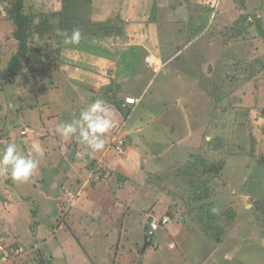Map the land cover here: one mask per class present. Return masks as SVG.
Instances as JSON below:
<instances>
[{
  "label": "rangeland",
  "instance_id": "rangeland-1",
  "mask_svg": "<svg viewBox=\"0 0 264 264\" xmlns=\"http://www.w3.org/2000/svg\"><path fill=\"white\" fill-rule=\"evenodd\" d=\"M121 2L122 0H93L91 6H88L85 10L88 16L86 23L91 22L89 25H94L97 19L106 23L113 16L111 11L114 12L119 10L121 5L124 6ZM60 3L61 0H27L28 9L31 7L35 13L45 10L57 14L56 11L60 9ZM206 3L208 7L215 10L212 12L213 15L209 13V9L206 13V17L211 20L212 24L208 28L211 27L210 30L212 31H209L206 37L200 41L198 46L200 49L191 48L183 54L181 59L185 60L184 58L187 56L185 54H192L190 55L192 57L195 56L201 59L205 55L208 61L213 60L214 65H216V72L210 79L215 80L216 83L211 84L209 78L203 79V64L200 66L195 65L196 71H194V66H191L189 61L183 62V67L186 69L184 79L189 81L193 79L192 77H196L201 82L200 91H197L198 86L193 87L194 83H191L190 91L193 90L192 93L197 94L195 96L197 99L194 105L192 104L193 109L190 112L191 118H189L191 120L190 125L197 130L198 128L201 130L198 133L194 132L197 134L195 138L186 140V145L189 148H185L183 154L177 158L174 156L172 158L173 160L176 158V161L181 159L184 164H189L191 157L188 155H198L195 152L198 150V137H201L200 141L203 140L204 127L207 126V121H209V119L205 120L202 113L206 108L205 106L214 108L217 105L218 108L221 107L223 110L222 114L218 111L216 113L217 121L219 118L222 120V126L217 131L224 145L226 143L221 154L223 153L222 155L227 157V153L230 152L229 145L233 147L234 156L226 163L220 179L224 182H231V185L228 189H222L216 194H212L209 191L210 189H208L209 193H200L199 204L202 201L207 205L212 204L213 209L218 213L211 225L204 221L193 222L198 215H189L190 206L183 204L184 206L177 209L176 204L174 206L175 201L179 203L184 201L186 204L193 203L195 197L188 188L189 194L185 188L182 192H177L178 194L175 191L164 194L162 190L160 195L153 194V197H158L159 200L163 201V204H157V207L152 211L143 212L146 214L152 213L154 216L146 221L147 223L145 222V228H147V233L150 234L146 236L147 241H151L157 250H152L153 252L150 250L148 256L142 255L143 257H140L148 246L147 241H143L142 227L134 224L126 225L125 230L128 231L130 240H132L131 246L134 247V263L129 254L124 251L123 246H119L118 240H120L121 231L117 233L114 232V229L105 226L102 227L104 228L103 232H100L101 219H98L97 225V221H95L89 226L91 230L95 231L93 238L91 237L88 241L77 239L76 236L82 238V232L86 231L82 226L76 224L74 219L76 216L80 217L81 215L77 213L75 217L71 218V215L76 211H73V207H63L61 212L58 195H55L56 190L68 189L64 187L65 184L58 182V177L60 181L65 180L63 176L65 171L63 170L68 167L66 162L72 160L75 154L78 157V152L81 153L78 162L85 160L86 157L88 158L87 164L83 168L77 166L79 168L78 173L89 171L90 174L97 176L98 180L96 181L98 182L99 179L107 180L106 178L110 177L109 181L107 180V183L103 182L96 192L102 190L108 193L109 187L117 186L118 183L122 182V177H118V175L111 174V176H107L109 173L104 162L106 161L105 153L95 157L90 152V148L88 149L84 144H82V150H80L75 137L64 138L56 131L58 117L63 116L64 111L67 112L70 109L64 104L66 103L65 100H69L72 104L80 95H85L84 103L82 101L80 107L73 111L71 116V120H73L79 118L82 109H84L83 106L87 105L85 104L87 101L89 102L97 95L102 94L101 92L96 93L100 90V84L96 78L100 69L97 67L105 68L106 65H109L111 59L117 61V55L119 54L117 50L114 52L112 48L113 35L101 36L99 35L100 30L96 28V31L99 32L94 36L95 28L90 30L81 25L82 21L71 20L68 22V28L71 29L68 32L69 35L73 29H79L82 33V39L79 44L65 43L64 38L58 35V32L62 31L63 24L60 21V15H56L57 17H54L57 19L52 20L54 22L48 28L46 38L41 39L40 36L36 35L33 41L34 44H31L32 47L38 48L42 52H45L47 44L53 46L48 61L45 63V59L39 57V53L32 50L31 47L27 60L20 66L19 75L14 82H9L11 78H5L10 76L9 67L18 52L19 43L14 37L15 24L10 20L11 16L6 10V4H0V90H2L0 92V153L4 150L2 148L3 144L16 141L19 143L16 144V146L18 145V151L25 156L31 155L32 159L39 165L36 171L41 172V174L43 171L41 177L33 173L34 181L30 178L25 183L14 181L10 173H0V254L7 250H18L16 251L18 252L17 255L12 256L7 262L1 260L0 264H7L11 260L12 263L10 262V264L42 263V259L36 255L35 251L33 252L34 249L29 250V247L36 244L35 236H38L39 249L46 252L44 256L50 259L47 264H115L117 262L115 258L117 252H120L118 264H199L198 258L202 254H200L201 249L206 253L215 252L211 260L213 261L212 264H264V234L258 230L257 225L249 222L246 224L244 215L248 206L249 209L245 213L252 212L253 209H259V213L264 218V165H262L264 161V0H215V3L214 0H206ZM108 6H111V10ZM39 9L41 11H38ZM151 9L154 10L153 7ZM241 15L250 16L251 20H254L257 16V23L247 27L250 34L246 36V40L224 45L222 33ZM151 18L153 20L156 18L153 11ZM165 18L166 16L161 15L160 20L164 23ZM158 26L160 27V25ZM161 28L167 36L169 33L168 27L161 26ZM213 34L216 36L215 41ZM116 35L120 36L117 33ZM30 42H32V39ZM222 58L223 62L221 63ZM220 64L221 69H219ZM28 66L36 72L26 77L25 73L29 72ZM39 68L44 69V71ZM70 74H73V77L82 79L73 82ZM156 75L158 77V74ZM171 75H173V72H171ZM163 76L164 74H161L159 78L161 80L168 79V77L163 78ZM169 81L171 80H165L164 85H167ZM73 84L80 88L74 89ZM202 88H207L204 89L207 92L205 105L201 102ZM154 91L155 86L149 94H153ZM170 91L173 97H176L172 86ZM189 95L190 92H188ZM58 101L63 105H59ZM160 107V105L156 109L155 105L151 107L154 114H151L152 112L149 110L145 113L142 109L139 114L144 119H150L151 117V124L153 125L156 122L153 117H157L156 114L160 111ZM134 115L136 116V114ZM153 126L157 128L156 123ZM116 132L118 131L111 128V133L116 135ZM77 133H79V130ZM207 137H209L210 142H213V137H210V135ZM114 139L120 140L121 136H116ZM171 141L175 142V138ZM206 142H208L207 139ZM34 143L37 145L36 148H33ZM58 149H61L60 152H58ZM62 150L64 153L58 157V153H61ZM186 150H192V153L186 155ZM211 150H209V158L212 157ZM203 155L204 153L201 152L199 160ZM211 161L216 163L219 159H212ZM170 171V169L167 170L168 174H170ZM175 175L176 172H174ZM162 177L160 178L164 180ZM158 179L159 177H146L144 182H142V178L139 180V185L135 191L130 193L132 200L136 203L131 212L127 210L124 214L127 212L129 215L137 216L139 206L152 207L153 204L150 201H155L154 198H150L152 187L146 186V184L151 182L150 185H157ZM203 181V179L197 180L196 185L198 186L199 182ZM215 181L207 179L206 183L212 186ZM178 182L174 180L176 185ZM232 184L234 188H232ZM68 195L72 194L68 193ZM96 199L90 195V205H94ZM17 202L24 204L26 210L23 211L21 207V209L17 207L18 204H14ZM101 202L103 201L100 198L97 205ZM67 203L69 206L75 204L73 201ZM199 204L196 205L198 211H200ZM123 205L127 207L125 204ZM10 207L12 208L11 212ZM178 209L179 211H177ZM122 211L117 215L119 219L111 221V225L115 228L116 225L121 226L122 221L125 219V216L123 218L121 216L123 215ZM104 213H109V209L104 210ZM235 213H238L237 218L240 220L238 224H236ZM111 214L109 213L110 216ZM232 215L235 216V219ZM157 216L161 219H158ZM103 217L108 216L103 214ZM166 217L170 218V221H172V217L176 218L180 223L184 221V217L191 218L189 225L187 220L188 223L184 224L185 228L177 229L179 235L175 239V244L177 249L185 248L184 251L169 250L168 248L167 242H170L172 238L167 236V232H171L174 225L182 226V224L176 222V219L167 228L160 224L157 230H150L151 233L149 232L152 219L161 222ZM195 220L199 221L198 219ZM155 231L158 232L152 236ZM237 231L239 235H235L233 239L232 233ZM191 233L200 237L191 241L189 240L191 239ZM184 235H187L188 240L191 242L189 245L186 244L187 246H184ZM21 236L23 242L25 238V241L32 244H28L26 247L23 246L19 242ZM42 236L44 237L40 242ZM179 238L183 240H179ZM230 238L233 239V242L229 240ZM125 239L126 235L123 234L122 241H125ZM90 241L91 243L95 242L98 249L101 248L102 251L100 252L93 245L92 248ZM48 244L50 248L46 249ZM136 244L139 246H136ZM195 248L196 250L200 248L196 254L194 253ZM215 248L217 249L215 250ZM13 251L11 252L12 255ZM26 252L28 253L27 257H22ZM151 252L152 257H154L153 261L149 257ZM182 253H184L183 257ZM24 258H27V260Z\"/></svg>",
  "mask_w": 264,
  "mask_h": 264
},
{
  "label": "crops",
  "instance_id": "crops-1",
  "mask_svg": "<svg viewBox=\"0 0 264 264\" xmlns=\"http://www.w3.org/2000/svg\"><path fill=\"white\" fill-rule=\"evenodd\" d=\"M152 2L151 0H122L121 4H124V6L121 5L119 10H116L114 12L111 11L113 13V16L111 18L117 19L118 17L122 22H124V25L120 28H117L116 30L117 34H120V36H114V39H112L113 51L115 52L117 50L119 55H117V61L111 59L109 65H106L105 68L100 66L97 67L98 69H100V71H98L99 74H97L96 76L100 84V90L96 91V93L98 94L101 92L102 94L97 95V97H94V99L89 102L87 101L85 103L87 105H84V109H82V111L85 110L97 99L103 100L107 105L111 107L113 120L112 129L117 130L118 132H116V135H114L113 133H111L110 129L104 137L105 147L99 151L93 150L87 144L79 142L77 138L79 133H76L74 136L76 138V144L78 143V148H80V150H82L81 147L82 144H84V146H87L88 149L90 148V152L95 157L101 156L105 153L106 161L104 162L107 166V172L109 173H107V176H111V174L118 175V177H122V182L118 183L117 186L115 185L113 187H109L110 190L108 193L102 190H98L96 192V190L100 186H102L103 182L107 183V180L110 179V177L106 178L107 180L99 179L98 182L96 181L98 180L97 176L94 174H90L89 171L78 173L77 171L79 170V168H77V166H81V168H83L88 161V158L86 157L85 160L78 162L79 158H81V153L78 152V157L77 154H75L72 160H67L66 162V166L68 167L63 170L65 171L63 172L65 180L60 181L58 177V182H62V184H65L64 187H67L68 189L61 191L56 190L55 192V195H58V204L60 205L61 212L63 210V207H73V211H76L73 213V215H71V218L75 217L77 213L81 215L80 217L76 216V218L74 219L76 221V224L82 226L86 231L82 232V238L80 236H76L77 239H80V241H88L91 237L93 238V234L95 233V231L91 230L89 226L95 221H97V225L98 219H101L102 221L100 222V232H103L104 228L102 227L105 226L106 228L110 227L114 229V232L117 233L121 231L120 240H118V243H120L119 246H123L124 251L129 254L133 263L134 247L131 246L132 240H130L128 231L126 232L125 230L126 225H140L142 227V234L144 238L143 241H147L146 236L150 234L147 233L145 224L147 223L146 221L154 216L152 213L146 214L144 212L154 210V208L157 207V204H163V201L159 200L158 197H153V194L160 195L161 190L164 194H169L173 191L179 193L182 192L184 188L186 189L188 194V189L190 190V192H192V194L196 193H194L193 190L197 191V188H199V186L194 183V180H200V177L207 172L203 168H199L198 171L193 170L192 168L197 167L201 152L205 153L208 148H213L211 154L214 153L213 150L216 149L217 145L213 146V142H210V139L207 136L210 135V137H213V141L218 140L221 137L220 134H218L219 132L217 131V129L222 126L221 118H219V120L217 121L218 117H216L217 111L218 113L221 112L222 114V108H218L217 105L214 106V108L205 106L206 108L204 109L202 116L205 117V120L209 119V121H207V126L204 127L202 136L203 140L200 141L201 137H198L197 147L199 151H195L196 153H198V155H188V153H192V150H186V155H188L192 159L189 160V164H184L183 160L181 159L176 161V158L183 154L182 152L184 151V149L189 148V146L186 145V140H192V138H195L197 136V134L194 132L198 133V131L201 130L199 128L197 130L195 127L190 125L191 120L189 119L191 118L190 112L193 109V105L197 99L195 98L197 94L195 92L192 93L193 90L192 92L190 91L191 83H194L193 87L198 86L197 91H200L199 89H201V82L197 80L196 77H192L193 79H190L189 81L184 79L186 75V69H184L183 67V62L186 63L187 61H189L191 66H194V71H196L197 65L200 66L203 64V79L206 80L207 78H209L211 84L216 83L215 80L212 81V79H210L216 72V65H214L213 60L208 61L205 55L201 59L195 56H190L192 54H185L187 55L184 58L185 60L181 59V57L183 58V54L186 51L191 50V48L193 47L200 49V47H198L200 41L203 40L204 37H206L209 31H212L210 30L211 27L210 29L208 28L209 26H212V24L211 20L206 17V13L209 9V13L213 15L212 12L215 10H213L212 7L207 6L206 0H154ZM151 7H153L154 10H152ZM108 8L109 10H111V6H108ZM152 11L154 12V15L156 17L154 20L151 18ZM161 15L166 16V21L164 23L160 20ZM98 23L103 22H100L97 19L96 24ZM233 24H231L230 27H232ZM158 25H160V27ZM161 26L168 27L169 33L167 36H165V32L163 31ZM214 35L215 34H213L215 41L216 36ZM115 43L116 45H114ZM131 56L133 57L130 59ZM196 62L198 63L195 64ZM222 62L223 58L221 63ZM219 69H221V64L219 65ZM171 72H173V75H171ZM156 74H158V77ZM161 74H164L163 78L168 77V79L161 80L159 78ZM70 76L72 77L73 82L82 79L73 77V74H70ZM165 80L171 81H169L167 85H164ZM154 86L155 91L150 95L149 93L151 92V90H153ZM171 86L175 91L176 97H173V94L170 91ZM72 87L74 89L80 88L75 84H73ZM202 89L203 91H201V102H203V104L205 105V100H207V92L204 89L207 88ZM188 92H190L189 96ZM127 99H135L136 101L134 104H127ZM84 100V94L80 95L76 101L74 100V102H72V104L69 102V100H65L66 103L64 104L67 106V108H70V111H64L65 114L58 117V124L61 122H71L73 111L75 109H78L81 105V102L83 101L84 103ZM58 104L63 105L60 101H58ZM154 105L155 109L159 105L161 106L159 109L160 111L158 112V114H156L157 117H153V119L156 121L153 123V125L156 123L157 128L151 124V117L150 119H144L139 114V111H141V109L145 111V113H147V111L149 110L150 112H152L151 114H154V110L151 109V107H154ZM208 113H210V115H208ZM134 114H136V116ZM78 130L79 129H77V131ZM131 135H134V138L131 137ZM112 136H121V138L125 139L127 155H125L124 157L118 155L115 149L117 141L114 139V137L113 141ZM174 138L175 142H172L171 140ZM206 139L208 140V142H206ZM14 144L16 145L19 143L16 142ZM34 145L35 146L33 148H36V143H34ZM60 150L61 149H58V152H60ZM63 153L64 151L62 150L61 153H58V157ZM173 156L176 157L175 160H173ZM26 157L32 159L31 155H26ZM215 160H217V158ZM168 169L171 170L170 174H168L167 172ZM174 172H176L175 176ZM34 174L39 177L40 175H43V171L41 174V172H38L35 169ZM146 177H159V179L157 180V185H150L151 182L146 184V186L149 185V187H152L150 198H154L155 200L150 201L153 204L152 207H147L144 205L139 206L137 216H132V214L129 215L127 212L126 214H124L127 210L131 212L133 206L136 203L132 200V195L130 193L135 191V189L139 185V180L142 178V182H144ZM160 177L164 178V180ZM212 177L213 175L210 174H207L206 176V178L209 179ZM30 178L34 181V178L32 176ZM136 178L137 181L135 182ZM186 178H189L190 181L188 182ZM174 180L179 181L177 185L176 183H174ZM190 182H193L195 186H191ZM213 185L216 186V181L215 183H213ZM227 186L229 187V185ZM67 192L72 195L69 196ZM90 195L97 198L94 205H90ZM100 198L103 202L97 205ZM129 199L131 201L127 202L126 200ZM176 200L178 199L176 198ZM68 201H73L75 204L69 206L67 203ZM14 204H18L17 207H21L23 211L26 210L24 208V204H21L19 202ZM123 204H125L127 207H125ZM175 204L177 206L176 209L184 205L190 206L189 215H198L195 219H198L199 221H196L194 219L193 222L195 223H198L200 221L208 223L213 222V220L218 215L216 210L213 208H211L209 211H198L196 209V205H194L193 203L186 204L184 201L183 203L175 201L174 206ZM12 208H9L10 212ZM107 209H109V213H112L111 216L109 215V213H104V210L107 211ZM248 209L249 207L247 206V210ZM121 210H123V215L121 216L122 218L125 216V219L124 221H122L123 223L121 224V226L116 225L115 228L111 225V221L119 219L117 215H119ZM177 211H179V209ZM254 211L255 210L253 209V212ZM103 214H107L108 217H103ZM126 216L128 217L126 218ZM158 219L161 218L158 217ZM175 219L176 218L172 217V221H170L166 225L162 224V226H166L165 228H167V226L172 224ZM187 220L189 221V223ZM190 221L191 218L187 217H184V221L182 223H180L179 220L176 219V222L182 224V226L178 227L174 225V227L171 228V232H167V236H170V238H172L170 242H167L169 250L184 251L185 248L177 249L175 239L179 235V231H177V229L185 228L184 224L188 223L189 225ZM150 230L151 229H149V232ZM158 231L152 233V236L156 235L155 233ZM107 233L108 232L106 231V234ZM123 234L126 235L125 241H122ZM235 234H237V232L232 233L233 239L235 238ZM37 237L38 236H35L34 238L36 240L35 246L29 247V250L34 249L33 252L35 251L36 255L39 256L42 261H45V263L47 264L50 259H48L47 256H44L46 252L39 249L40 246H38L39 242L37 241L39 240L37 239ZM43 237L44 236H42L41 239L39 238L40 242L43 240ZM184 237V246H187L186 244L189 245V243H191L189 240L193 241L195 239H198L200 236L197 237V234L191 233V239L188 240L187 235H184ZM233 239L230 238L229 240L233 242ZM179 240L183 239L179 238ZM19 242L25 247L28 244H32L29 241H25V238L23 242L22 236ZM95 244V242L91 243L90 241V246H95L97 250L101 252L102 249H98ZM147 244L148 247L146 248V251L144 253H141V256L139 255L140 257H143L142 255L148 256V252L150 250H157V248L153 246L154 244H152L151 241H147ZM136 246L139 245L136 244ZM49 248L50 245L48 244L46 249ZM216 249L217 248H215V250ZM198 250H200V248ZM198 250H196L195 248L194 253H198ZM152 252L149 255L151 261H153L154 258L152 257ZM203 252L204 250L201 249L200 254H202L198 258L199 264H212L213 261L211 260L215 252ZM27 254L28 253L26 252V254L22 257H27ZM119 255L120 252H117V254L115 255L117 261L115 262V264H118ZM183 256L184 253H182V257ZM24 259L27 260V258ZM11 261H9L8 263L10 264Z\"/></svg>",
  "mask_w": 264,
  "mask_h": 264
},
{
  "label": "trees",
  "instance_id": "trees-1",
  "mask_svg": "<svg viewBox=\"0 0 264 264\" xmlns=\"http://www.w3.org/2000/svg\"><path fill=\"white\" fill-rule=\"evenodd\" d=\"M93 0H61L60 3V9L56 11L57 14L55 13H49L50 11H41L39 9L38 11H41L40 13H35L31 7L28 9V4L27 0H0V4H6V10L9 14L10 20L14 22V27H15V32H14V37L19 43L18 46V52L14 56L9 70H10V76L6 77L5 79L11 78L9 82H14L15 78L19 75V70L21 64L27 60V55L29 50L31 49V44H34L33 41L35 40L36 35L40 36L41 39L46 38L47 36V31L48 28L53 25L52 20L57 19L54 16L60 15V21L63 24V27H61L62 31H67L70 32L71 29L68 28V22L71 20H80L82 21L81 25L84 27H88L90 30L96 28L100 30L99 35H104V36H112L114 37L117 28H120L124 25V22L120 20V18H110L106 23H98L94 25H89L91 22L86 23L88 21V16L87 12H85L86 8L88 6H91ZM89 14V13H88ZM56 16V17H57ZM90 16V14H89ZM255 16V15H254ZM258 17L255 16L254 20H251L250 16L246 15H241L237 18V21L234 22L232 27L227 28L222 34L224 37V45H228L230 42H241L243 40H246V36L250 34L248 31L247 27L254 25V23H257ZM52 23V24H51ZM99 31H96L94 33V36L98 34ZM123 32V31H122ZM117 36V35H116ZM50 39V37L48 36ZM32 39V42L30 40ZM53 46L48 45L46 47L45 52L40 51L38 48L32 47V50H35L39 53V57L45 59L48 61V57L52 53V48ZM29 67V72L25 73L26 77L35 74L36 71L32 70L30 66ZM41 69V68H39ZM38 69V70H39ZM41 71H44V69H41ZM2 92V90H0ZM3 134L1 133V136ZM4 138V137H2ZM8 143H5L2 145V148L5 149ZM212 145L216 146V149L213 150L214 153L211 155L212 157L209 158L210 154V149L206 150L204 153L203 157L198 161L197 167L192 168L193 170L198 171L199 168H203L206 170L207 173H204L200 178L206 181L199 182V188H197V191L193 190L195 200H193L194 205H198L200 201V193L202 191L206 190L203 193H209V191L212 192V194H216L218 191L222 189H228L227 185H231V183L221 181L220 177L222 176V171L226 167V163L229 161V159H233V152L232 149L233 147L229 146L230 152L227 153V157H224L221 152H223V149L225 148L224 142L222 141L221 138L218 140L213 141ZM212 151V150H211ZM219 159L218 162L211 161L212 159L215 160V158ZM202 160V162H200ZM262 165H264V161L262 162ZM207 174L213 175L212 178H206ZM208 180H216V186L212 185L211 188L209 187L206 182ZM186 180L189 182V178H186ZM197 180H194V183L196 184ZM193 182H190L191 186H195ZM232 187L234 188L233 184ZM208 189H210L208 191ZM200 190V191H199ZM264 204V203H263ZM200 210L204 211H209L211 208H213V205H207L202 201L201 204H199ZM261 211V210H260ZM246 212V211H245ZM245 221L246 224L253 223L254 225H257L258 230L264 234V218H262L261 214L259 213V209H256L254 212L245 213ZM251 213V214H250ZM238 214V213H237ZM237 214L236 218H237ZM232 217L235 219V216L232 215ZM231 219V218H230ZM244 219V218H243ZM232 221V219H231ZM251 221V222H250ZM240 220L238 218L236 219V224H238ZM210 225L212 222L209 223ZM237 234L239 235V232L237 231ZM237 234H235L237 236ZM244 236V235H243ZM16 246V245H15ZM9 249V248H7ZM3 256V253L0 254V261ZM40 264H46L45 261H42Z\"/></svg>",
  "mask_w": 264,
  "mask_h": 264
},
{
  "label": "clouds",
  "instance_id": "clouds-1",
  "mask_svg": "<svg viewBox=\"0 0 264 264\" xmlns=\"http://www.w3.org/2000/svg\"><path fill=\"white\" fill-rule=\"evenodd\" d=\"M58 35L62 36L64 42L69 44H79L82 39L79 29H73L70 35L67 31H60ZM133 100V102H128L127 99L126 103L134 104L136 100ZM112 126L111 107L103 100L97 99L81 111L78 119L59 123L56 131L64 138H72L79 128V142L99 151L105 147L104 137ZM37 167V162L18 151L17 146L13 143H9L0 153V173H10L11 178L16 182H27Z\"/></svg>",
  "mask_w": 264,
  "mask_h": 264
},
{
  "label": "built area",
  "instance_id": "built-area-1",
  "mask_svg": "<svg viewBox=\"0 0 264 264\" xmlns=\"http://www.w3.org/2000/svg\"><path fill=\"white\" fill-rule=\"evenodd\" d=\"M134 100L133 99H128V102H133ZM117 141V145H116V152L118 154H121V155H126L127 154V150H126V147H125V140L123 138H121L120 140H116ZM170 221V218L166 217L164 219L160 221L156 220V219H152L151 223H150V227H151V230L154 231V230H157L158 227L160 226V224H167L168 222ZM21 249V248H19ZM13 250L9 251H5L3 252V256L1 258L2 262H7L12 256L14 255H17L18 250H14L13 251V255L11 254Z\"/></svg>",
  "mask_w": 264,
  "mask_h": 264
},
{
  "label": "water",
  "instance_id": "water-1",
  "mask_svg": "<svg viewBox=\"0 0 264 264\" xmlns=\"http://www.w3.org/2000/svg\"><path fill=\"white\" fill-rule=\"evenodd\" d=\"M131 137H133V138H134V135H131ZM146 246H147V244H146ZM147 247H148V246H147ZM147 247H146V248H147Z\"/></svg>",
  "mask_w": 264,
  "mask_h": 264
}]
</instances>
